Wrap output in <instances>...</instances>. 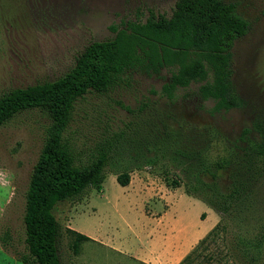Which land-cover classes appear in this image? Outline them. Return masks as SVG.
I'll list each match as a JSON object with an SVG mask.
<instances>
[{"label":"rangeland","instance_id":"rangeland-1","mask_svg":"<svg viewBox=\"0 0 264 264\" xmlns=\"http://www.w3.org/2000/svg\"><path fill=\"white\" fill-rule=\"evenodd\" d=\"M176 1L0 0V95L57 80L73 67L90 43L112 39V28L124 29L128 22L144 23L150 11L170 17ZM223 1L236 4L237 13L249 23L248 33L235 41L231 50L232 86L238 108L211 114L214 103L199 98L197 84L178 90L175 99L168 101L160 94L161 86L169 79L167 70L153 76L143 72L126 74L124 82L113 91L88 95L76 105L71 131H79L80 152L95 151L106 140H113L118 149L111 152L100 192L88 189L81 198L55 207L54 215L63 229L58 243L61 264H146L93 240L82 243L79 253L74 254L71 238L64 229L77 210L71 224L83 235L119 231L123 241L130 242L126 227L134 220L137 226L144 223L146 228L159 225L155 219L146 224L141 209L146 203L144 212L150 217L168 210L163 195L185 193L179 172L163 168L126 170L132 162L130 157L136 156L133 154L145 142L156 141L153 134L159 119L166 122L171 134L181 138L186 152L205 153L207 149L212 156L231 159L232 164L242 160L259 138L258 127L264 123V0ZM46 126L47 120L40 112L30 111L0 127V237L8 234L5 251L14 258L15 252L24 248L25 192ZM244 130L250 133L242 137ZM116 168L119 171H114ZM126 172L132 175L129 192L142 195L147 190L140 188L144 183L141 173L148 174L155 191L150 202L136 196L138 206L130 214L125 212L123 202L126 188L116 182V177ZM219 175L225 187L227 174ZM180 195L168 216H181L177 229L203 231L210 224L208 221L203 225L206 215L202 220L199 206L192 204L188 196ZM89 200L92 207L81 206Z\"/></svg>","mask_w":264,"mask_h":264},{"label":"trees","instance_id":"trees-1","mask_svg":"<svg viewBox=\"0 0 264 264\" xmlns=\"http://www.w3.org/2000/svg\"><path fill=\"white\" fill-rule=\"evenodd\" d=\"M236 8L223 0H177L170 17L150 11L144 23L112 28V39L90 43L57 80L0 95V127L30 111L40 112L47 120L25 192L24 248L15 252L19 264H61L58 243L63 229L55 207L81 198L88 189L100 192L111 152L118 149L113 140H106L95 151L80 152L79 131H71V125L76 105L86 96L113 91L126 74L153 76L167 70L169 79L160 94L168 101L175 99L178 90L197 84L199 98L214 103L211 114L239 107L232 86L231 50L248 33L249 23ZM159 121L153 134L156 141L145 142L130 157L126 170L179 172L185 194L220 217L178 264H264V123L245 157L232 164L231 159L212 156L207 149L186 152L181 138ZM249 133L244 130L242 137ZM219 172L227 174L225 187ZM130 180L129 172L116 178L121 187ZM200 218L204 219V213ZM64 233L71 238L74 254L82 243L92 241L69 228ZM8 238L7 233L0 237L4 250Z\"/></svg>","mask_w":264,"mask_h":264},{"label":"crops","instance_id":"crops-1","mask_svg":"<svg viewBox=\"0 0 264 264\" xmlns=\"http://www.w3.org/2000/svg\"><path fill=\"white\" fill-rule=\"evenodd\" d=\"M130 176L132 177V175ZM140 176H143L144 183L143 185H141L142 183L138 185H141V189L145 188L147 190L144 191V189H142L144 191V194L142 193V195H139L138 191L133 193L129 192L132 190V180L131 183L125 187L127 197H125L123 202L126 206L125 212L127 214H130L131 212L134 213L136 211L138 206L136 204V196H139L142 200L150 202L152 201V192L155 193L153 187L150 185V178H148V174L141 173ZM145 177L148 180H145ZM180 194L186 195L183 192H177L171 194L170 196L164 194L163 196L166 198L167 203L169 204V209L161 212L156 217H150L144 212V207L146 205V203H144L143 209H141L143 214L142 218L143 220H145L144 222H146L147 224L150 222V220L155 219L157 220L159 225H157L155 228H146L144 227V223H141L137 226L134 220L133 222L129 223L130 227H126L128 231V236H131L130 242H124L119 231H95L93 233H87L85 236L89 237L93 241L99 242L105 247H109L112 250L120 253L128 254L131 257L146 264H178L192 250V248L198 243V241L202 239L219 221L218 215L212 209H210L203 202L188 196V198L191 199V203L194 205L197 204L200 208V211H203L202 213L206 215V220H204L203 225L206 224L208 221L210 222V224L206 226L205 229L201 232L198 229H183V227L177 229L176 225L179 222L181 216L173 214L176 215V218L174 219L173 215L172 217H169L168 213L173 207L175 200L181 197ZM154 204V202L151 203V205L155 206ZM90 205L91 200L87 201L81 206L85 208ZM91 209L92 211L95 210V208ZM78 211L79 210H77V213L74 214L77 215L79 213ZM74 214L69 219V223L67 224V228L71 230H74L71 224L73 217L75 216ZM0 264L19 263L15 260L13 256L9 255L0 245Z\"/></svg>","mask_w":264,"mask_h":264}]
</instances>
